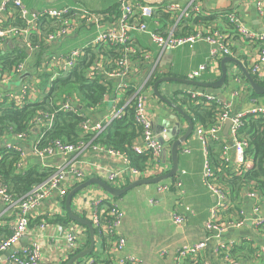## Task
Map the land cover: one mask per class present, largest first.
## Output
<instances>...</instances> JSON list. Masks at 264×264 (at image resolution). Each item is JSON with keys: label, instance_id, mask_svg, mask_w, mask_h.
<instances>
[{"label": "crops", "instance_id": "1", "mask_svg": "<svg viewBox=\"0 0 264 264\" xmlns=\"http://www.w3.org/2000/svg\"><path fill=\"white\" fill-rule=\"evenodd\" d=\"M128 1L132 4L146 2L155 8L153 18L148 21V28L151 30H158L162 33L174 31L179 36L191 34L202 26L209 29L217 28L220 31L222 30L224 35L228 37L232 51L231 56L225 57L219 53L213 57L211 54L213 46L206 41H198L193 45L162 51L153 42L149 34L137 31L132 33L134 45L140 54L130 61L131 72L129 78L125 80L108 79L113 86V92H109L101 106L91 110V115L94 120L107 123L114 112H124L126 107L130 105L129 101L133 91L143 88L147 95V107L154 122L155 133L158 137L162 136L168 143V146L162 148L160 155L150 165L151 176L157 177L171 170L172 142L187 132L190 125L188 118L193 121V115L189 109V99L185 96L187 91L198 86L187 83L189 81L188 76L197 71L200 66L207 65V70L195 81L200 84L215 83L222 77L223 62L227 57L235 59L251 74V67L257 63L259 58V46L238 35L234 26L227 21V16L234 13L250 30L262 33L264 32V15L259 13L256 2L262 1L264 3V0ZM2 2L3 0H0V4ZM22 2L31 13L45 9L60 10L65 8H80L93 13H109L112 16H117L120 13V0H22ZM171 4L178 5V10L172 11V13L167 12V7ZM195 7L199 9L198 14H191L190 18L186 19L183 13L185 11L191 12ZM3 15L4 26H8V23L5 22L6 19L15 26H21L24 23L20 13L15 8L5 11ZM191 17H212L213 19L208 22L209 24H195L187 22ZM45 24L43 25L45 26ZM106 27L107 24H105V29ZM94 37V28L81 25L69 38L51 46H44L38 54L27 59L24 64V74H8V81H3L2 76L5 73H0V94L8 98L12 95L20 97L22 88L28 84L30 85V91L25 102H40L49 89L47 85L43 90L41 88L42 83L46 80L50 83L53 76L59 75L54 74V70L57 71L58 68L55 66L56 62L58 60L61 62L73 50L83 48ZM31 39L33 42H39L37 36H33ZM7 42H14V44H21L25 47L23 40L20 38H14ZM101 47L109 48L106 45ZM39 54L41 55L40 58H38ZM113 61V58L101 56L96 67L102 70L103 74H106L110 70ZM224 66L228 73L224 85L219 88L210 87L206 89L218 96L221 103L231 105V109L235 113L249 110L254 105L264 107V94L257 95L252 90L241 67L234 62H225ZM167 78L168 80L158 84L157 92L168 102L160 99L155 93V85L159 80ZM259 80L258 85L264 89V76L259 77ZM122 84H130L129 90L122 91ZM243 85L247 86L246 90L241 89ZM131 91L132 93H130ZM234 92L239 93L237 98L233 97ZM175 93H178V95H175ZM198 126L200 124L194 123L192 135L180 147L179 171L175 176L182 179L180 189H173L168 194L158 195L153 186L143 185L132 189L117 200L124 213L123 224L117 234L126 237L127 245L122 253H116L111 251L110 241L108 240L107 243L110 248L104 255L112 264H118L117 258L127 256H133L137 260V264H175L176 255L181 250L203 242L209 236L206 224L211 217V208L217 204L218 200L207 190L205 185L203 175L205 158L203 147L196 135ZM225 127L226 123L223 128V135L231 143L230 130L225 135ZM173 128L178 133L174 138L167 136ZM36 132L38 133V131ZM12 142L11 136L0 135V149L5 148ZM32 142L33 138L29 135L28 141L25 140L23 143L22 147L25 150L23 169L34 163L35 159L30 150ZM135 142L139 146H144L140 137ZM228 157L229 162L226 165H230L236 172L233 150L228 153ZM79 159L83 162L82 168L87 173L88 179L99 178L106 183L110 171L115 172L123 167L121 160L114 159L107 154H97L93 152L91 147L87 148ZM65 160V157L59 156L54 159L52 164L60 165L65 163ZM136 180L124 176V179L115 188L127 186ZM223 189L230 196V204L228 203L229 207L227 209L221 211L218 221L220 224L227 226V229L221 238H213L208 245L206 254L209 256L211 264H264V233L256 231L254 226L258 219L264 217V194L247 189L242 193L240 199H233L229 188L223 187ZM249 193H253V197H248ZM85 194L103 196L104 192L98 186H91L78 193L72 201V209L77 214L79 213V206L82 204L80 198ZM66 198L60 199L57 196L55 200L51 199L44 203L33 214L31 227H37L38 220H40V223L43 221L48 223L46 218L64 216L65 212L67 213L65 208ZM88 200L92 201L93 199L88 198ZM156 206L160 208L158 213L153 211ZM174 212L185 216L186 223L182 227H178L173 223L172 214ZM240 212L243 213L244 225L241 228L230 227L232 223L241 217ZM15 218L16 210L0 199V228L11 234ZM47 225L48 227H45L44 232L41 233L46 246L45 252L47 255L60 259L62 257L60 253L63 242L60 241V237L56 232L54 225L57 224L48 223ZM1 236V239H3L6 235L2 234ZM55 240L58 241L55 242ZM29 241V236H23L17 246L0 254V264H12L10 262L11 253L16 249L25 247L29 244ZM229 241L233 244L228 250L229 260H225L221 256H215L212 253L219 243ZM100 242V237H95L97 246L100 245ZM100 249L102 250L101 247H97L94 252L100 251ZM90 257L85 258L89 259ZM192 263L185 262V264Z\"/></svg>", "mask_w": 264, "mask_h": 264}, {"label": "built area", "instance_id": "2", "mask_svg": "<svg viewBox=\"0 0 264 264\" xmlns=\"http://www.w3.org/2000/svg\"><path fill=\"white\" fill-rule=\"evenodd\" d=\"M167 5V4H166ZM165 5V6H166ZM163 6V5H162ZM256 7L261 15H264V3L262 1L256 2ZM16 9L21 18L24 20L23 25L15 26L11 21L6 19L8 26H4V19L2 16L5 11ZM178 5L171 4L167 7V12L178 10ZM120 13L117 17H110L108 14L93 13L80 8H65L60 10H41L31 13L26 9L22 0H3L0 4V46L5 40L20 38L25 44L28 57L11 72H3V81H8V74H24V64L27 59L38 54L44 46L53 45L61 42L72 36L81 25L87 28L95 29V37L81 49L73 50L61 62H56L57 71L54 74L67 73L72 70L78 63V60L85 55V50L97 46H110L118 49L120 56L117 57L105 74L108 79H128L131 66L130 61L133 57L140 54L133 42V32L149 34L153 42L162 51L165 49H177L182 46L193 45L198 41H206L213 46L211 54L215 57L217 54L231 56V49L228 42V37L224 35L222 30L217 28L209 29L202 26L191 34L176 35L174 31L162 33L158 30H151L148 28V21L153 18L155 8L146 2L139 4H132L128 0H120ZM199 9L195 7L191 12L185 11L183 16L188 19L191 14H198ZM166 11V10H165ZM227 21L232 24L236 33L246 39L248 42L257 44L259 46V58L255 65L251 67V74L256 77L264 76V32L258 33L250 30L245 26L239 17L232 13L227 16ZM44 23L45 26L43 25ZM105 24L107 27L105 29ZM37 36L39 42H33L32 37ZM214 59V58H213ZM98 63V62H97ZM208 66H200L195 72L188 76L189 81H195L203 72L207 70ZM2 73V72H0ZM2 73V74H3ZM103 74L102 70L93 66L89 74ZM57 75L53 76V81ZM245 84V83H244ZM130 84H122V91L129 90ZM242 90H246L247 86L243 85ZM30 91V85L26 84L22 88L20 97L11 96L10 98L0 94V101L7 98L9 101H14L19 107H22L26 102V97ZM188 95L193 101L204 104H217L220 108V114L217 122L210 128H205L202 125L196 129V135L203 147L205 164H204V181L207 190L212 193L218 200L217 204L211 208V217L206 224V229L209 236L203 241L192 247L181 250L175 259V264H211L209 256L206 254L208 245L213 238H221L226 232L227 226L219 223V214L223 209H227L230 204V196L223 189L216 179L215 171L212 167L208 145L211 140L220 141L223 136V128L228 119L232 121L230 127L231 143L224 141V147L221 153V159L226 165L229 162L228 153L233 150L234 163L236 172L241 175L243 171L252 168L253 161L248 159L245 155L248 147V142L239 138V131L243 126L244 119L248 116L258 117L264 115V107L254 105L249 110L241 113H235L231 109V105L221 103L219 97L210 93L206 88L195 87L193 90L187 91ZM238 92L233 93V97L237 98ZM130 106L134 109V121L141 129V140L144 146H139L134 142L132 149L137 154H148L155 160L161 153L163 146L158 141V136L154 130V122L150 116L147 107V95L143 88L133 91L129 101ZM79 102L75 99H66L59 107L60 111L79 114ZM92 110V109H91ZM91 110L88 113L82 114L86 118L82 125L85 135L90 136L89 141H79L76 144H68L61 141H55L46 147H40L39 141L31 143L30 150L35 160L46 169L53 170L52 174L41 184L34 186L25 196L20 199L14 198L13 194L9 192L7 187L0 183V199L16 210L15 224L12 228L10 236L3 238L0 241V254L10 251L17 246L23 236H29V244L21 249H16L10 255V262L12 264H64L70 256L79 252L86 241L87 230L79 224L71 223L68 226L54 225L60 241L63 242L61 246L62 257L60 259L47 255L44 244V237L42 236L43 229L48 227V223L41 222L37 227H31V220L33 214L37 212L44 203L51 199H64L68 196L76 185L88 180L87 173L82 168V161L80 156L91 147L93 152L97 154H107L114 159L122 161L121 170L110 171L107 176V183L112 187L118 186L124 179V176H129L131 180L141 178H152L151 170L148 169L144 173L131 166L129 157L114 148H109L104 145L96 144L95 140L104 132V130L116 119H121L124 112H114L112 118L107 122L96 121L91 115ZM53 120L52 114L40 112L33 120L34 128L39 129L40 124L46 123L51 126ZM11 132H13L11 130ZM28 133H15L11 136L13 142L8 144L6 148L13 149L22 154V161L19 162L18 168L23 169V161L25 158V150L22 147L24 141H28ZM59 156L65 157V163L60 165H53L54 159ZM153 160V161H154ZM182 187V179L177 177L175 181L167 180L156 185V193L158 195H165L170 193L173 189H180ZM57 193L55 194V192ZM103 191V190H102ZM103 196L84 195L80 198L82 204L79 206V215H84L85 219L89 220L95 230L98 231L99 236L106 237L110 241L111 251L122 253L127 245L126 237L117 234L121 228L124 220V213L120 205L111 198L105 191ZM248 197H253V193H249ZM264 196V195H263ZM88 198H92L89 201ZM84 202V203H83ZM229 203V204H228ZM256 211L258 209H255ZM240 218L232 223L230 227L241 228L244 225L243 213L240 212ZM173 223L182 227L186 223L185 216L174 212L172 214ZM256 231L264 233V217L258 219L254 224ZM79 228V229H78ZM58 241V240H57ZM55 240V242H57ZM233 246L232 242L219 243L213 250L215 256H221L225 260H229L228 250ZM63 250V251H62ZM84 259V258H83ZM118 264H137V260L133 256L117 258ZM192 261V262H191ZM79 262V261H77ZM77 262L75 264H77ZM83 264H95L94 258L86 259Z\"/></svg>", "mask_w": 264, "mask_h": 264}, {"label": "trees", "instance_id": "3", "mask_svg": "<svg viewBox=\"0 0 264 264\" xmlns=\"http://www.w3.org/2000/svg\"><path fill=\"white\" fill-rule=\"evenodd\" d=\"M106 14L110 17L112 16V14ZM192 17L187 22L209 24L208 22L213 19L212 17ZM108 47L97 46L88 48L85 50V55L78 60L77 65L72 70L59 74L50 83L47 80L43 82L41 88L44 90L48 85L49 89L40 102H27L22 107H19L14 101H9L7 98L0 101V135L14 136L15 133H28L35 142L39 141L41 148L49 146L55 141L68 144H76L84 140L89 141L90 136L85 135L82 129V125L86 120L82 114H86L88 110L101 106L109 92H113V86L105 74L99 73L94 74V76L89 74L101 56L113 58L114 60L120 56L118 49ZM40 56L39 54L38 58ZM27 57L28 53L24 45L14 44V42L10 43L5 40L3 45L0 46V72H11ZM253 77L256 82L260 83L258 77ZM175 95H178V93H175ZM185 97L189 99V109L195 124H200L205 128H210L216 124L221 111L217 104H200L193 101L188 95ZM68 98L79 102V114L59 110L60 105ZM40 112L52 114V124L49 126L46 121L38 126L39 129L36 128L34 131L35 128L32 122ZM124 113L121 119L114 120L104 130L99 138L95 140V143L125 153L131 161V166L144 173L146 170L151 169L150 165L154 159L148 154H137L132 149L133 143L141 136V129L134 121V109L130 105L126 107ZM35 132L36 135L34 136ZM239 138L248 142L245 155L253 161L252 168L238 175L230 165L227 166L223 163L221 159L224 147L223 140L229 142L228 138L223 135L222 140H211L208 145L209 158L215 171L216 179L224 188H229L233 199H240L242 193L247 189L264 194V115L246 117L239 131ZM20 161H22L20 152L6 147L0 149V183L7 187L16 199L22 198L34 186L43 183L53 171L43 168L37 160H34V163L28 168L19 169L18 164ZM175 180L176 177L172 178L171 181ZM118 199L115 198L114 200L117 201ZM81 216L85 217L84 215ZM46 221L51 224L55 223L65 226L75 223L68 217L66 212L64 216L46 218ZM38 223L40 224V220H38ZM84 228L87 230V238L83 248L71 255L70 259L90 244L88 229ZM2 234L6 235L4 238L10 236V233L8 234L0 228V236ZM95 237H100L101 239L100 245H96L95 248L101 247L102 250L93 252L89 255L91 256L90 258L95 259V264H112L104 255L110 248L107 243L108 238L99 236L97 230H95ZM1 238L2 236L0 241L2 240ZM84 261L85 259H81L77 264H83Z\"/></svg>", "mask_w": 264, "mask_h": 264}, {"label": "water", "instance_id": "4", "mask_svg": "<svg viewBox=\"0 0 264 264\" xmlns=\"http://www.w3.org/2000/svg\"><path fill=\"white\" fill-rule=\"evenodd\" d=\"M225 62H234L237 63V65H239L241 67V69L244 72L245 78L247 80V82L249 83L250 87L252 88V90L257 94V95H263L264 94V89L261 88L258 83L255 81L254 77L247 71L245 70L241 64H239L235 59L233 58H229L227 57L226 60L223 62V73H222V77L220 78V80H218L215 83H210V84H200L196 81H188L187 83H189L190 85H196L198 87H203V88H210V87H222L224 85V83L226 82L227 79V69L225 68ZM167 79H163V80H159V82L155 85V93L157 94V96L162 99L163 101L168 102L164 97H162L158 92H157V86L159 83L166 81ZM189 121V128L187 130V132L182 136L179 137L177 139H175L172 142V146H171V162H172V168L171 170L166 173L163 174L161 176H157V177H152V178H141L139 180H136L130 184H128L127 186H124L123 188H115L112 187L111 185H109L108 183H106L105 181L99 179V178H90L88 180H86L85 182L81 183L79 186H77L76 188H74L73 190H71L66 198V211L68 214V217L75 223L80 224L81 226H84L88 229L89 232V237H90V244L87 248H85L84 250H82L80 253H78L77 255H75L73 258H71L66 264H75L77 261L91 255L94 250H95V228L93 227L92 223L85 219L84 217L80 216L79 214H77L76 212L73 211L72 209V201L74 199V197L82 192L83 190L91 187V186H98L100 187L103 191H105L111 198L115 199V198H120L122 196H124L126 193H128L129 191H131L132 189L139 187V186H143V185H157L161 182L167 181L169 179L174 178L179 171V151H180V147L181 145L186 142L188 140V138L192 135L193 130H194V123L193 121L188 118ZM232 125V121L230 119H228L226 121V127L224 130V134L227 135L229 133L230 127ZM177 131L175 128L171 129L169 131V133L167 134V136L169 137H176L177 136ZM158 141L161 143V145L165 148L166 146H168V143H166L165 139L162 136L158 137ZM24 240H26V238H24Z\"/></svg>", "mask_w": 264, "mask_h": 264}, {"label": "rangeland", "instance_id": "5", "mask_svg": "<svg viewBox=\"0 0 264 264\" xmlns=\"http://www.w3.org/2000/svg\"><path fill=\"white\" fill-rule=\"evenodd\" d=\"M56 72V70H54V73ZM144 186H146V185H144ZM151 186H153V189H154V191H155V189H156V185H151ZM114 187H116V186H114ZM158 198V197H157ZM154 206V205H153ZM153 211L154 212H156V213H158V212H160V208L158 207V206H156V207H154L153 208Z\"/></svg>", "mask_w": 264, "mask_h": 264}]
</instances>
